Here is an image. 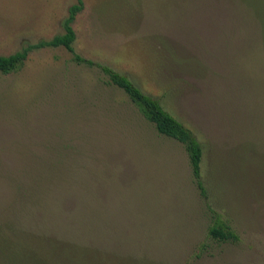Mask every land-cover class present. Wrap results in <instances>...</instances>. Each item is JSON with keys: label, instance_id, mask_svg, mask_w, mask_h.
Instances as JSON below:
<instances>
[{"label": "rangeland", "instance_id": "rangeland-1", "mask_svg": "<svg viewBox=\"0 0 264 264\" xmlns=\"http://www.w3.org/2000/svg\"><path fill=\"white\" fill-rule=\"evenodd\" d=\"M83 1L75 53L194 133L205 193L185 145L101 70L34 50L0 73V264H264V0ZM75 4L0 0V55L64 34Z\"/></svg>", "mask_w": 264, "mask_h": 264}, {"label": "trees", "instance_id": "trees-1", "mask_svg": "<svg viewBox=\"0 0 264 264\" xmlns=\"http://www.w3.org/2000/svg\"><path fill=\"white\" fill-rule=\"evenodd\" d=\"M84 9V1L78 0L69 10L68 17L64 22V34L57 35L51 40H41L35 44L26 43L25 46L16 53L9 56L0 55V73L9 75L12 73L20 72L26 65L29 55L34 50L46 48H65L70 53H73L74 60L80 65H86L90 68L96 67L101 70L108 81L106 84L114 85L120 90L124 91L131 99L132 103L138 108L140 113L151 122L160 135L172 138L179 143L185 145L186 150L190 157V163L193 170L195 180L200 190L205 193L204 185L202 182V164L204 160L203 147L200 144L194 133L184 126V124L176 119L169 111L165 109L162 102L156 97L143 91L133 80L125 74L115 71L108 65H102L94 62L93 60L83 58L75 53L73 47L76 41V32L73 27L79 13ZM209 237L213 240L220 242H236L238 235L230 226H213L209 231ZM8 247L9 255L13 257V251L6 240L1 239ZM60 257L64 254H71L70 251L61 248ZM16 255V254H15ZM7 258V254L5 255ZM16 259V258H15ZM24 259V258H23ZM52 258L46 257H26L25 263L27 264H55ZM13 264V263H12Z\"/></svg>", "mask_w": 264, "mask_h": 264}]
</instances>
